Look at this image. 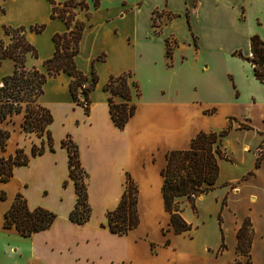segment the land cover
<instances>
[{
    "label": "crops",
    "instance_id": "1",
    "mask_svg": "<svg viewBox=\"0 0 264 264\" xmlns=\"http://www.w3.org/2000/svg\"><path fill=\"white\" fill-rule=\"evenodd\" d=\"M6 1H0V40L5 45L10 43L4 27L28 29L43 25L39 34L25 33L26 41L37 53L36 58L26 56L25 66L45 73L43 63L52 58L55 51L53 36L67 32V25L59 18H51L52 6L47 0H29L30 5L17 3L16 17L9 21L8 12L2 9ZM41 2L46 3L42 14L36 8ZM54 2L62 7L65 0ZM145 2L122 0V8L116 16L105 14L103 0H99L97 7L93 0L90 3L84 0L87 9H73L74 21L83 24L75 66L88 80L93 71L97 83L89 93L86 113L71 97V78L67 74L47 79L38 103L52 117L48 126L52 150L45 135L38 137L22 130L23 113L0 121V130L10 134L0 156L7 158L22 150L29 157L27 165L13 169L8 182H0V195L5 194V199H0V264H230L233 261L239 264L237 232L245 220H249L252 227L249 260L254 264L253 213L241 218L232 213L230 242L224 216L231 212L230 195H237L240 184L251 181L262 168L264 125L255 127L250 119L244 118H249L248 114L227 112L224 124L217 127L216 113L224 103L238 106L242 97L251 108L253 97L261 86L264 88V84L255 79L251 65L244 60L251 56L250 38L258 36L264 40V18L257 16L253 25L248 24L247 18L253 8L259 15L263 14L264 0H159L149 7L146 22L149 30L143 31L138 13ZM154 13L163 20L158 28L153 25ZM228 23L242 35V42L231 50L230 56L241 62L244 71L228 74L230 90L225 96L223 85L209 69H215L222 60L220 41ZM45 33L47 41L41 46L40 38ZM167 43L170 58L166 56ZM238 52L241 56L234 54ZM13 69L14 62L4 59L0 80L11 75ZM123 74L131 75L138 93L132 89L131 104L135 111L121 130L111 119L110 94L103 88L111 76ZM257 99L264 101V96ZM114 102L122 100L114 97ZM195 116L199 121H194ZM229 126L231 129L226 136L233 132L241 134L239 152L241 162L246 159L249 163L247 169L237 178H227L223 164L233 163V160L229 156L220 160L215 190L193 202L180 199L181 217L192 228L175 235L169 226L170 216L164 209L161 192V170L166 164V154L187 150L199 132H220ZM253 135H258L254 145ZM67 137L77 146L81 168L87 175L90 217L82 225L69 220L77 196L69 179L67 150L61 146ZM33 146H43L44 152L32 157ZM221 148L225 153L222 143ZM258 151L262 154L256 169ZM128 178L137 190L139 223L134 230L118 235L108 230L107 213L119 205ZM17 194L25 199L30 210L43 208L53 213L56 218L52 225L29 237L21 236L13 228L4 229V214ZM222 201L225 205L221 209ZM249 202L248 209L253 211V195ZM212 205L214 225L209 226L203 213ZM196 231L202 239L201 256L194 255L193 246L188 244H180V250L178 248V240H192L191 235ZM229 249L230 257L222 259Z\"/></svg>",
    "mask_w": 264,
    "mask_h": 264
},
{
    "label": "trees",
    "instance_id": "2",
    "mask_svg": "<svg viewBox=\"0 0 264 264\" xmlns=\"http://www.w3.org/2000/svg\"><path fill=\"white\" fill-rule=\"evenodd\" d=\"M51 4V18H59L66 25L68 31L63 34H55L53 43L55 46L52 58L43 63L45 73L35 68L28 69L25 66L27 55L37 57L36 50L25 39L27 31L41 33L43 25L11 28L4 27L3 31L9 37L10 43L5 45L0 40V66L4 59H11L14 62V69L11 75L0 80V121H5L13 115L23 113L22 130L26 133H34L38 137L46 136L47 144L52 150V139L48 126L52 122L50 112L42 107L38 100L43 94V85L49 77L60 73L67 74L70 78L69 91L73 101L81 105L85 112L89 111V93L95 88L97 77L91 72V79L88 80L76 69L74 58L78 52L79 41L83 30V24L74 21L73 9H87L84 0L76 3L75 0H65L62 7L55 4L54 0H47ZM97 7L99 0H93ZM74 22V23H73ZM153 25L158 28L159 26ZM166 49L167 58L171 57V51ZM251 57L244 58L252 67L254 77L264 84V40L258 36L250 38ZM237 56L241 54L234 53ZM130 74H123L117 77L111 76L103 90L109 92L110 115L114 125L123 129L128 120L133 116L135 106L131 104L132 89L138 93V86L132 82ZM83 100H80V97ZM114 97L122 100L115 103ZM231 127L220 132H199L190 142L189 148L184 151H170L166 154V164L161 170L163 178L162 198L164 209L170 216L169 226L175 235H180L191 230L181 217V198L189 200L191 197L198 198L206 195L216 188V181L219 175V161L226 159L221 148L222 139L229 133ZM9 132L0 130V152L5 151ZM62 148L67 150L69 179L73 182L76 192V203L69 215V220L78 225L86 223L90 217V208L87 197V175L81 168L77 146L67 137L61 143ZM44 147L33 146L31 156L40 155ZM257 159L255 168L260 165ZM29 157L22 150H17L13 156L7 158L0 156V182L5 183L12 177L13 169L25 166ZM66 185V182L64 183ZM137 190L130 178L126 181L124 193L117 208L107 213V228L111 233L125 235L134 230L139 223L136 204ZM0 199H5L1 193ZM225 202L222 201L221 209ZM56 216L43 209L30 210L25 199L17 194L4 214L3 228L15 229L21 236L29 237L34 233L46 230L54 222ZM219 225L221 223L218 215ZM166 233V231L164 232ZM252 242V227L249 220H245L237 232L236 253L246 255L249 259V252ZM166 245L169 241L166 240ZM223 247V245L221 246Z\"/></svg>",
    "mask_w": 264,
    "mask_h": 264
},
{
    "label": "rangeland",
    "instance_id": "3",
    "mask_svg": "<svg viewBox=\"0 0 264 264\" xmlns=\"http://www.w3.org/2000/svg\"><path fill=\"white\" fill-rule=\"evenodd\" d=\"M1 1V0H0ZM134 1V0H129ZM24 2L25 5H30L29 0H7L5 5H2V9H5L8 12V20L13 21L14 17H16V11L19 8L17 3ZM76 3L80 2V0H75ZM88 3L91 0H87ZM122 0H103V11L105 14L116 16L121 6ZM159 2V0H146L143 4L142 8L140 9L138 15L141 21L139 22L140 26L143 27V31L149 30L147 27V18H148V10L149 7ZM39 4V5H38ZM36 8L42 14L46 10V3H38ZM1 6V5H0ZM134 10V9H133ZM98 15V14H97ZM100 15V14H99ZM257 16L264 18L263 14L259 15V13L253 8L252 14L248 13V24L253 25V19ZM1 19V17H0ZM153 21L155 25L160 26L163 22L162 19L159 18L158 13L153 14ZM50 31V30H49ZM239 31H236L233 27H231V23H228L227 30L224 31L223 36L221 38V46H222V60L218 63L215 69L210 67L209 71L216 74L218 81H220L221 85H223V89L225 91V96L229 95L230 90V81L228 78V74L231 73H239L244 71L242 68L243 65L239 60L234 57L230 56L231 50L234 49L237 45H240L242 42V35ZM47 41V33L40 38L41 46H44ZM240 50V48H237ZM260 90L256 93L255 97H253V106L249 108L248 102L245 98H241L240 101L237 103L238 106L230 103H224L220 106V110L216 113V125L217 127H221L224 124V119L226 117L227 112H235L239 113V115H249V118L246 116L244 118L250 119L252 124L255 127H261L262 124L264 125V101L258 100V96H264V88L261 86ZM248 108V109H245ZM194 121H199L197 116L194 117ZM257 136L253 135V142L252 145L257 141ZM241 134L238 133H231L230 135L226 136L222 140V146L226 153V156L230 157L233 160V163H224L223 169L227 178H237L240 176V172H243L247 169V160L241 162V154L239 152V144L241 140ZM259 155V159L261 157L262 152H257ZM241 189H239L238 194L230 195L229 197V204L231 212H226L224 216V225L225 230L227 233V238L229 242L231 241V232L233 228L232 223V216L234 213L236 217L241 218L245 214L253 213V219L255 221L256 226V254L254 259V264H264V159L262 161V168L257 173L256 177H253L251 181H243L241 184ZM235 191V188L233 189ZM253 195V211L248 209L250 205L249 199L250 196ZM214 207L209 206L206 208L205 212L203 213L204 221L209 225H214ZM192 240H188L187 238L184 240H178V248L180 250V246L182 245H189L193 246L194 255L201 256V246H202V239L199 232L196 231L194 235H191ZM182 244V245H180ZM231 249L228 250V253H225L222 259H227L230 257ZM239 264H251L250 260L246 255H242L238 259ZM236 264V261L230 263Z\"/></svg>",
    "mask_w": 264,
    "mask_h": 264
},
{
    "label": "water",
    "instance_id": "4",
    "mask_svg": "<svg viewBox=\"0 0 264 264\" xmlns=\"http://www.w3.org/2000/svg\"><path fill=\"white\" fill-rule=\"evenodd\" d=\"M194 197H191L190 199H189V202H193L194 201Z\"/></svg>",
    "mask_w": 264,
    "mask_h": 264
},
{
    "label": "built area",
    "instance_id": "5",
    "mask_svg": "<svg viewBox=\"0 0 264 264\" xmlns=\"http://www.w3.org/2000/svg\"><path fill=\"white\" fill-rule=\"evenodd\" d=\"M251 57V56H250Z\"/></svg>",
    "mask_w": 264,
    "mask_h": 264
}]
</instances>
